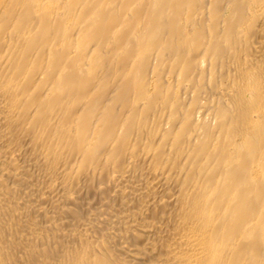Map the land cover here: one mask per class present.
<instances>
[{
    "label": "bare ground",
    "instance_id": "1",
    "mask_svg": "<svg viewBox=\"0 0 264 264\" xmlns=\"http://www.w3.org/2000/svg\"><path fill=\"white\" fill-rule=\"evenodd\" d=\"M0 264H264V0H0Z\"/></svg>",
    "mask_w": 264,
    "mask_h": 264
}]
</instances>
